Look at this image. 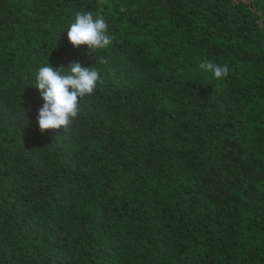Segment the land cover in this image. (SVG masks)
Returning <instances> with one entry per match:
<instances>
[{"label":"trees","instance_id":"1","mask_svg":"<svg viewBox=\"0 0 264 264\" xmlns=\"http://www.w3.org/2000/svg\"><path fill=\"white\" fill-rule=\"evenodd\" d=\"M72 61L103 83L41 133L33 75ZM0 264H264V0H0Z\"/></svg>","mask_w":264,"mask_h":264},{"label":"clouds","instance_id":"2","mask_svg":"<svg viewBox=\"0 0 264 264\" xmlns=\"http://www.w3.org/2000/svg\"><path fill=\"white\" fill-rule=\"evenodd\" d=\"M67 37L73 47L86 45L88 52L106 50L113 43L104 16L98 14L94 17L91 11L74 13V19L67 28ZM98 62L103 65L107 61L101 57ZM200 68L210 72L217 80L229 74L227 65L210 61L202 62ZM102 83L99 68L82 67L77 61H72L66 68H54L48 63L39 66L33 75L32 86L40 92L44 101L37 113L41 133L61 128L68 131L73 120L79 116L80 99L92 95Z\"/></svg>","mask_w":264,"mask_h":264}]
</instances>
